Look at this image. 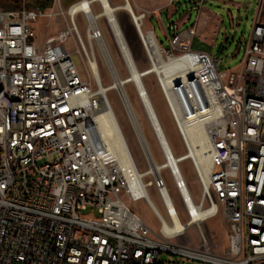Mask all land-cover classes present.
Segmentation results:
<instances>
[{
	"label": "built area",
	"instance_id": "obj_1",
	"mask_svg": "<svg viewBox=\"0 0 264 264\" xmlns=\"http://www.w3.org/2000/svg\"><path fill=\"white\" fill-rule=\"evenodd\" d=\"M106 7L119 28L112 0H74L67 8L62 0L38 8L0 7V264H167L162 253L209 264H264V0L256 5L243 59L228 68L221 56L192 48L194 26L169 34L164 47L155 29L142 28L129 11L148 73L155 75L185 148L180 157L190 160L201 187L196 199L183 171L168 168L186 221L163 174L165 164L139 139L124 84L114 89L148 167L134 163L136 174H127L96 123L95 114L111 108L101 65L113 80L121 78L105 41L102 25L112 32ZM157 11L150 16L159 17ZM141 13L146 18L148 12ZM55 15L64 28L51 34ZM44 17L48 25L40 38L32 23ZM73 53L84 63V75ZM122 61L128 71L135 64ZM142 87L141 97L152 105ZM148 186L156 189L165 215ZM141 199L158 217L159 231L131 209ZM175 207L184 226L163 230L180 222ZM218 214L228 235L223 254L200 226ZM193 224L200 228V248L173 241Z\"/></svg>",
	"mask_w": 264,
	"mask_h": 264
},
{
	"label": "rangeland",
	"instance_id": "obj_2",
	"mask_svg": "<svg viewBox=\"0 0 264 264\" xmlns=\"http://www.w3.org/2000/svg\"><path fill=\"white\" fill-rule=\"evenodd\" d=\"M73 1L74 0H62V5L64 8H67ZM129 1L134 8V12L139 13L144 11L143 9H137L135 0ZM258 1L259 0H205L204 4L202 5L198 0H175L172 5L162 9V17L159 20L155 16H150L148 12L146 14L143 27L147 28V25L151 23L154 26L159 41L164 47H167L169 43L167 37L161 30L162 25L166 26V28L171 27L172 30L177 27L178 31L188 30L194 26L196 29V34L192 39V48L194 50L212 52V54L215 56H221L223 58L221 65L224 68L234 67L237 66L244 57L245 44L248 41L251 33ZM138 2L144 6L156 5L155 1L153 0H138ZM40 3L41 0H0V7L6 10L17 9L20 7L38 8ZM124 3L125 0H112V5L116 7H119ZM202 7L204 8L205 13L201 14L200 10ZM115 13L138 68L142 71L148 69L150 67V63L144 48L142 47L136 26L129 11L126 9H117ZM206 16H208V18H206ZM77 21L80 25L82 34L85 35L86 27L83 23L81 14L77 16ZM47 25L48 17L41 18L38 22L32 23L36 35H38L40 38L44 36ZM50 25L51 34L55 30L64 28L62 24V18L57 15L53 17ZM102 26L104 30L105 41L111 53L116 71L120 77L126 79V77L129 75V71L122 61V56L116 44L115 38L108 26L106 27L104 24ZM67 45L71 51L74 52L76 50V44L74 43L71 36L67 42ZM73 59L81 73L84 75L86 72L85 65L82 62L79 54L73 53ZM101 75L104 85L108 86L112 83L113 78L103 65H101ZM142 81L148 90L152 101L154 102L161 124L175 155L179 156L184 154L185 148L177 132L175 123L166 106L164 98L162 97L159 87L155 81V75L153 73H149L146 76H142ZM125 87L136 109L138 111H143L142 104L137 95L135 84L130 81L125 84ZM107 95L118 117L119 124L128 141L133 158L138 168L140 170L146 169L148 165L145 160L143 150L133 131L129 118L116 90H109ZM143 123L145 124L144 127L146 135L150 141L151 148L156 159L159 162L164 161V155L150 129L145 115L143 118ZM180 165L194 197L198 199L201 194V187L196 178L190 160L184 159L181 161ZM163 174L168 182V186L171 189L173 197L176 200V206L181 214L182 220L186 221L187 216L184 212V206L177 196V191L174 187V182L169 169L165 168L163 170ZM147 190L154 203L165 215L164 208L162 207L156 189L154 187L148 186ZM130 207L135 213L140 215L151 228L159 231L160 221L145 199L132 202ZM200 226L207 238L208 243L213 246L215 252L218 254H223L225 252V248L228 245V235L227 228L221 218V214L204 220L201 222ZM173 241L184 246L200 248L202 237L199 226L193 224L187 227L186 231L180 236L176 237ZM160 257L161 259L165 260L167 264H209L207 262L190 259L179 254L162 253Z\"/></svg>",
	"mask_w": 264,
	"mask_h": 264
},
{
	"label": "bare ground",
	"instance_id": "obj_3",
	"mask_svg": "<svg viewBox=\"0 0 264 264\" xmlns=\"http://www.w3.org/2000/svg\"><path fill=\"white\" fill-rule=\"evenodd\" d=\"M117 9H126L127 11L132 10L134 12V8H133V6L129 0H125V3L120 5ZM105 10H106L105 14L108 16V20H110V22H111L110 26H111L113 35L116 38V40L119 41L120 49L122 51L121 54H122L123 59H125L127 61L129 60V62H131V63L132 62L135 63L134 65H132V67H130L129 73H128L129 75L126 77V79H123L122 77L121 78L115 77L114 80L112 81V83L106 87V90L108 92L109 90H112L115 87L121 88L122 84H124V86H125V84L130 82V81H132L135 84L137 95L143 104V111L142 110L138 111L132 102L133 107H134V111H135V114H133L132 119L134 121V125L136 128L137 134L139 136V139L142 142L143 147L145 148V150H150L153 152V150L151 148L150 141L146 135V131H145V127H144L145 124L143 123V118L145 115L147 120H148L150 129H151L160 149L163 151L164 161H162V163L165 164L164 167L165 168L175 167L182 172L180 162L182 159L184 160L187 158L180 157L181 155H179V156L175 155V153H174V151L170 145V142L166 136L164 128L161 124V121H160V118H159L158 113L156 111L154 102L152 101L151 97H149L150 101L152 102V105H149V101H148L147 97L142 98L140 95V92H142L144 90V88L142 87V82H143L142 76L147 74L148 72H150V70L145 69V71L146 70L147 71L144 72L138 68L136 61L134 59V56L131 52V49H130V47H129V45H128L125 37H124L122 30H121L120 25H119V28H120L119 29L117 26V23L113 20V17L110 14V8L106 7ZM134 14L136 16L138 24L141 25V27L143 28V25L145 23V15H143L141 12H139V13L135 12ZM120 31H121V33H120ZM109 54L111 56L110 51H109ZM165 69H168L170 71L174 70L172 65L165 66ZM110 104H111V102H110ZM95 120H96L97 125L101 129L103 136H104L105 140L107 141L110 149H112L118 155V157L122 161H124L126 173L127 174H136V170L134 168V163L136 164V162L133 158L130 146H129L128 141L124 135V132H123V130L119 124L118 117L114 111L112 104H111V108L105 107V108L101 109L100 111H98L95 114ZM197 150L199 153H205L203 146L197 147ZM136 166H137V164H136ZM182 175H183V172H182ZM172 211L174 214L178 215L180 222H177L176 226L171 227V228L164 226L163 230H170V229H176V228L179 229L182 226H184L176 207H175V209H172ZM174 217L176 218V215H174Z\"/></svg>",
	"mask_w": 264,
	"mask_h": 264
},
{
	"label": "crops",
	"instance_id": "obj_4",
	"mask_svg": "<svg viewBox=\"0 0 264 264\" xmlns=\"http://www.w3.org/2000/svg\"><path fill=\"white\" fill-rule=\"evenodd\" d=\"M153 1H155V4H156L154 6H144L143 4L138 2V0H135V5L137 9H143L147 12H151L153 10L157 11L156 9L160 8V11H157V14L159 15V17L158 16L156 17L155 15H151V16H155L159 20L162 17V9L170 6L169 0H153ZM200 13L201 14L205 13L203 7L201 8ZM206 18H208V16H206ZM147 28H154V26L151 23H149L147 25ZM177 29H178L177 27H175V29L172 30L171 27L166 28V26L164 25L161 26V30L163 31L166 37H168L169 34H173L176 31H178Z\"/></svg>",
	"mask_w": 264,
	"mask_h": 264
},
{
	"label": "trees",
	"instance_id": "obj_5",
	"mask_svg": "<svg viewBox=\"0 0 264 264\" xmlns=\"http://www.w3.org/2000/svg\"><path fill=\"white\" fill-rule=\"evenodd\" d=\"M52 0H41L40 5L43 7L49 6L51 4Z\"/></svg>",
	"mask_w": 264,
	"mask_h": 264
}]
</instances>
